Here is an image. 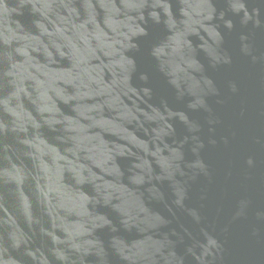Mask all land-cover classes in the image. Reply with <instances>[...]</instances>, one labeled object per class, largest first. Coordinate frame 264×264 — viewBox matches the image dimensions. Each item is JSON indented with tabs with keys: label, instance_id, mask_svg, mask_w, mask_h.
Returning a JSON list of instances; mask_svg holds the SVG:
<instances>
[{
	"label": "water",
	"instance_id": "obj_1",
	"mask_svg": "<svg viewBox=\"0 0 264 264\" xmlns=\"http://www.w3.org/2000/svg\"><path fill=\"white\" fill-rule=\"evenodd\" d=\"M0 264H264V0H0Z\"/></svg>",
	"mask_w": 264,
	"mask_h": 264
}]
</instances>
